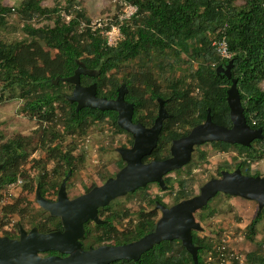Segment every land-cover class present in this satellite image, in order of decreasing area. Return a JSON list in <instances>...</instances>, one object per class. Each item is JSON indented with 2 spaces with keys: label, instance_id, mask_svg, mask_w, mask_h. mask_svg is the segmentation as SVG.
I'll list each match as a JSON object with an SVG mask.
<instances>
[{
  "label": "trees",
  "instance_id": "1",
  "mask_svg": "<svg viewBox=\"0 0 264 264\" xmlns=\"http://www.w3.org/2000/svg\"><path fill=\"white\" fill-rule=\"evenodd\" d=\"M123 1L135 6L136 10L117 23L121 38L115 45H108L103 29L84 18V11L72 7L71 0L66 6H61L60 0H53L51 7L42 6L40 0H22L16 9L21 20L17 31L22 33V38L9 41L0 37V101L5 98V92L9 98L19 97L22 111L47 126L59 110L63 130L67 133L82 131L89 122L106 121L118 132L126 133L118 125L115 111L88 107L77 110V103L69 100L74 85L66 79L72 77L81 64L87 73H79L80 84H95L98 97L114 99L118 88L125 85L124 99L133 104L134 123L152 126L158 102L163 101L168 116L162 122L156 147L142 158L143 162H148L170 157L172 141L186 136L192 128L203 123L208 114L213 123L230 128L227 91L234 80L246 122L253 129H261V137L247 146L224 141H212L210 145L221 152L236 149L244 155L236 167L244 175L251 176L250 164L264 158V0H242L241 3L236 0ZM14 10L0 0V30L8 24L7 17ZM61 12L69 19L65 20ZM45 18L53 24L34 25L35 21ZM221 39L231 53L228 59H223L213 45ZM129 62L138 63L139 71L119 78L117 73ZM180 64L190 69V83L185 82L187 77L184 76L162 90L156 80L152 81L154 69L169 73ZM228 64L229 76L220 71ZM127 134L132 145L133 137ZM45 150L50 159L72 165L69 152L58 144L46 145ZM199 153L205 159V152ZM27 157L24 136L14 135L0 141V189L22 174L20 166ZM221 170L219 167V174ZM47 179L44 173L36 179L42 195L50 185H56L49 184ZM163 181L167 187H172L174 180L164 177ZM148 185L135 191L144 193ZM177 186L173 204L191 196L185 180L177 179ZM93 187L95 185L86 191ZM156 201L163 204L159 196L148 199L149 204ZM205 208L207 204L200 210ZM103 209L105 206L98 211ZM261 219H264V208L245 226L246 239H254ZM102 221L95 225L101 231L98 241L115 238L112 245L129 242L125 233L116 229L111 215ZM156 221L155 210H139L137 221L129 231L131 240L153 231ZM32 224L40 233L63 230L60 217L51 216L43 209L37 211ZM88 224L89 221L83 224L84 234L80 238L83 242L90 233ZM191 236L193 245L198 247L197 264H239L240 259L224 246L216 252L210 241L198 237L195 232H191ZM261 247L259 243L256 250L247 252L244 264H264ZM52 253L56 251H48ZM203 253L216 257L206 261ZM110 264H193V260L181 240L172 239L155 244L136 261L124 259Z\"/></svg>",
  "mask_w": 264,
  "mask_h": 264
},
{
  "label": "rangeland",
  "instance_id": "2",
  "mask_svg": "<svg viewBox=\"0 0 264 264\" xmlns=\"http://www.w3.org/2000/svg\"><path fill=\"white\" fill-rule=\"evenodd\" d=\"M21 1L1 0L4 5L15 9L7 17L8 24L0 30L1 38L9 41L22 38V33L17 31L21 26V20L16 11ZM40 1L44 7H51L54 3L53 0ZM71 1L72 7L82 9L84 18L89 19L92 25L101 27L103 33L110 31L108 37L111 35V39L119 37L117 23L122 22L127 9L126 5L129 4L123 0ZM67 2L68 0H60V5L66 6ZM236 2L241 3L242 0H236ZM61 13L65 20L69 19L64 12ZM84 23L85 20L82 18V24ZM52 24L53 21L46 18L34 22L35 26H51ZM106 27L110 29L106 30ZM138 71V63L129 62L122 66L117 76L122 78ZM190 74V69L180 64L175 65L169 73L154 69L151 77L152 81H157L162 90H166L169 83L177 78L186 76L185 82L190 83L191 80L188 77ZM4 95L5 98L0 101V141L14 135H22L26 139L28 152L26 161L20 166L23 175H18L12 184L4 185L0 189V238L16 240L20 238L21 230L28 233L34 228L32 222L36 220L37 211L43 209L38 196L56 203L63 180H65V192L68 199L73 200L84 195L87 192L86 189L92 185L99 186L107 179L116 177L125 165L120 150L130 149L132 145L129 143L130 136L127 132H118L109 121L89 122L82 131L67 133L63 130L59 110H57V117L47 126L45 123L40 124L35 117L22 111V100L19 97L9 98L6 92ZM158 106L155 109L156 114H158ZM44 127L47 129L44 130ZM55 144L69 152L72 157L71 166H66L63 162H57L47 156L46 145L53 147ZM196 146L199 148L197 149ZM199 151L205 152V159L200 157ZM243 157L244 155L239 154L236 149L221 152L212 147L209 142L195 145L190 161L180 169L164 176L174 180L172 187L162 188L157 183H149L144 193L137 190L113 199L98 217L103 220L104 217L111 215L116 229L125 233L129 242H132L129 231L137 221L139 210H155L157 220L162 215L156 202L148 203L149 198L159 196L166 207H171L174 205V196L178 190L177 179H182L186 181L187 191L191 194L189 198L183 200L191 199L200 194L206 182L221 177V173H218L219 167H222L221 172L231 173L239 169L236 163ZM121 161H123L122 167H120ZM249 171L252 175L257 173L258 176L263 177L264 158L252 162ZM42 173L45 174V178H48L49 184L56 183L54 187L50 185L43 195L36 184L37 177ZM259 211V204L255 199L217 193L208 201L207 208L194 212V227L190 232H195L198 237L210 241L216 252L224 246L228 252L240 259L239 264H244L245 254L256 250L259 243L262 245L261 250L264 251V219L258 222L257 233L252 241L244 236L245 226L260 213ZM95 225L94 221L88 224L90 233L86 243L89 247L112 245L115 238L98 241L101 231ZM218 245L221 247L218 248ZM39 255L45 256V252ZM202 257L210 261L214 260L216 255L203 253Z\"/></svg>",
  "mask_w": 264,
  "mask_h": 264
},
{
  "label": "water",
  "instance_id": "3",
  "mask_svg": "<svg viewBox=\"0 0 264 264\" xmlns=\"http://www.w3.org/2000/svg\"><path fill=\"white\" fill-rule=\"evenodd\" d=\"M80 67L72 77L66 79L74 85L69 100L77 103V110L88 107L99 111L113 110L117 113L118 125L133 137L132 147L120 150L125 165L115 178L107 179L102 185L93 187L76 199H68L65 180L62 181L56 203L38 196L43 210L51 216L60 217L63 230L40 233L34 227L28 233L21 230L20 238L16 240L0 238V264H110L124 259L136 261L155 244L172 239H180L190 253L193 264H197L198 247L193 245L190 232L194 227L193 214L204 207L212 197L217 193H223L255 199L261 212L264 208V176H247L239 169L231 173L221 172L220 178L206 182L200 194L191 199L180 201L171 207L156 201L162 215L156 221L154 230L141 238L125 244L89 247L83 250L80 242L84 234L83 224L88 220L103 222L97 215L99 207H104L113 199L145 187L149 183H157L164 188L166 186L164 176L187 164L195 145L224 141L247 146L252 140L261 137V129H253L247 124L233 80L227 91L232 122L230 128L213 123L208 114L206 120L192 128L186 136L172 141L170 157L143 162L142 158L156 147L162 122L168 116L163 101L158 102V114L152 126L146 127L141 122L134 123L133 104L124 99L125 85L118 88V94L114 99L98 97L95 84L89 86L80 84L79 73H87L83 66ZM229 67L230 64L220 71L229 76ZM48 251H56L65 256L39 255Z\"/></svg>",
  "mask_w": 264,
  "mask_h": 264
},
{
  "label": "built area",
  "instance_id": "4",
  "mask_svg": "<svg viewBox=\"0 0 264 264\" xmlns=\"http://www.w3.org/2000/svg\"><path fill=\"white\" fill-rule=\"evenodd\" d=\"M127 6V9H126V13H125V16L122 17L123 19H127L130 17V15L135 12L136 8L135 6L133 5H126ZM118 32H119V37H117V39H111V35H109L108 37V33H110V31H106L104 32V36L107 40V44L108 45H115L117 43V41L121 38V34H120V31L119 29L117 28ZM213 45L216 47V50L217 52L220 54V56L223 58V59H228L230 58L231 56V53L228 51L227 49V44L225 42L224 39H221V40H217V41H214L213 42ZM12 184V183H11Z\"/></svg>",
  "mask_w": 264,
  "mask_h": 264
},
{
  "label": "flooded vegetation",
  "instance_id": "5",
  "mask_svg": "<svg viewBox=\"0 0 264 264\" xmlns=\"http://www.w3.org/2000/svg\"><path fill=\"white\" fill-rule=\"evenodd\" d=\"M103 210H104V209H103ZM103 210H101V211H98V210H97V215L100 216V213H99V212L102 213ZM106 217H107V216H106ZM106 217L103 218L104 221H106ZM88 221H89V223L93 222L92 220H88ZM80 242L82 243V246H81V247H82L84 250H87V249L89 248V244H87L85 241L83 242V239H80ZM46 255H59V256H61V257H64V256H65L64 254H60V253H57V252H56V253H52V254H48V252H46V253H45V256H46Z\"/></svg>",
  "mask_w": 264,
  "mask_h": 264
}]
</instances>
